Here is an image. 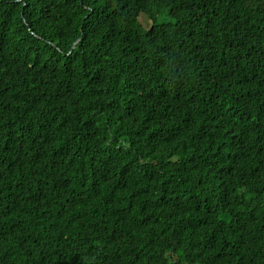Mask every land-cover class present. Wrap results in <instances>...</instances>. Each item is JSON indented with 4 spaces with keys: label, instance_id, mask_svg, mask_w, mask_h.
I'll return each mask as SVG.
<instances>
[{
    "label": "trees",
    "instance_id": "obj_1",
    "mask_svg": "<svg viewBox=\"0 0 264 264\" xmlns=\"http://www.w3.org/2000/svg\"><path fill=\"white\" fill-rule=\"evenodd\" d=\"M0 264H264V0H0Z\"/></svg>",
    "mask_w": 264,
    "mask_h": 264
}]
</instances>
